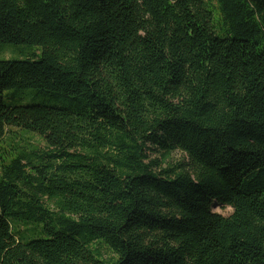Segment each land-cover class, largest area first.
<instances>
[{
  "label": "trees",
  "instance_id": "1",
  "mask_svg": "<svg viewBox=\"0 0 264 264\" xmlns=\"http://www.w3.org/2000/svg\"><path fill=\"white\" fill-rule=\"evenodd\" d=\"M4 46L0 264H264V0H0Z\"/></svg>",
  "mask_w": 264,
  "mask_h": 264
},
{
  "label": "rangeland",
  "instance_id": "2",
  "mask_svg": "<svg viewBox=\"0 0 264 264\" xmlns=\"http://www.w3.org/2000/svg\"><path fill=\"white\" fill-rule=\"evenodd\" d=\"M34 49L24 46H4L0 51V60L12 59L16 61L25 60L29 55L33 54ZM214 211L224 216H229L233 213L231 208L216 207ZM105 257L113 256L111 253L104 251Z\"/></svg>",
  "mask_w": 264,
  "mask_h": 264
}]
</instances>
